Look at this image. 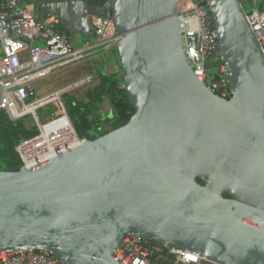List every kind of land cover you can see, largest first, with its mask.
Segmentation results:
<instances>
[{
	"label": "water",
	"instance_id": "obj_1",
	"mask_svg": "<svg viewBox=\"0 0 264 264\" xmlns=\"http://www.w3.org/2000/svg\"><path fill=\"white\" fill-rule=\"evenodd\" d=\"M22 1L69 37L94 38L92 17L105 14L101 0ZM178 1L111 0L133 114L40 165L0 170V252L119 264V243L135 235L264 264V55L241 0H210L230 97L214 94L184 56Z\"/></svg>",
	"mask_w": 264,
	"mask_h": 264
},
{
	"label": "built area",
	"instance_id": "obj_2",
	"mask_svg": "<svg viewBox=\"0 0 264 264\" xmlns=\"http://www.w3.org/2000/svg\"><path fill=\"white\" fill-rule=\"evenodd\" d=\"M103 17H92L94 38L75 47L71 37L58 26L55 18L38 16L22 0H0V112L10 122L30 117L38 133L20 139L14 147L21 166L32 168L79 144L72 123L66 113L59 90L49 96L34 99L35 86L57 70L91 58L102 56L116 48L121 39L114 26L111 0H101ZM245 13L255 39L264 55V10L256 0ZM210 0H179L176 5L182 47L193 74L214 94L229 98L226 69L221 60L214 30ZM215 74H210V69ZM81 80L77 85L86 81ZM56 96V99H50ZM60 110L63 124L46 129L39 124L37 110L51 102ZM72 135L78 144H73ZM71 138V139H70ZM119 264H219L195 253L172 245L150 241L135 235L126 236L114 253ZM0 264H58L54 256L42 250L0 252Z\"/></svg>",
	"mask_w": 264,
	"mask_h": 264
},
{
	"label": "trees",
	"instance_id": "obj_3",
	"mask_svg": "<svg viewBox=\"0 0 264 264\" xmlns=\"http://www.w3.org/2000/svg\"><path fill=\"white\" fill-rule=\"evenodd\" d=\"M256 2L258 9L264 10V0ZM103 78L101 83L85 93L83 99L76 98L70 92L62 96L66 112L79 139L93 140L104 134L100 131L102 121L109 120L111 129L119 128L125 125L133 114L125 91L121 88L122 78L112 75ZM84 99L88 102H84ZM105 103H108L110 109L109 118L104 115L101 108ZM59 123L63 124L65 121L61 120ZM37 133L36 125L30 117L10 122L6 114L0 112V170L17 171L21 167V161L14 147L20 138L28 139ZM196 181L202 184L200 180Z\"/></svg>",
	"mask_w": 264,
	"mask_h": 264
},
{
	"label": "rangeland",
	"instance_id": "obj_4",
	"mask_svg": "<svg viewBox=\"0 0 264 264\" xmlns=\"http://www.w3.org/2000/svg\"><path fill=\"white\" fill-rule=\"evenodd\" d=\"M241 2H242V8L246 13H248L253 8L251 4L252 0H241ZM73 43L75 47L79 46V44L76 41H74ZM107 53H110L111 55L107 56L106 55ZM112 56L114 57L112 58ZM0 57H1V47H0ZM116 66L117 67L119 66L118 76H121V70H120L116 48H111L108 51L104 52L102 56L91 58L89 60H86L85 62L76 63L73 65H69L68 67L62 68L60 70H57L54 74H52L45 80H42L35 86L33 98L39 99L44 96H49L50 94L62 90L67 86H70L81 80L88 79L82 82L81 84L62 92L63 94H65L66 92H70V94L74 95L76 98L83 99L85 93L89 89L96 87L99 83H101L104 80L103 77L111 76L114 73V70H116L115 69L117 68ZM210 74L212 75L215 74V70L213 68L210 69ZM63 94H60V97L62 102L65 104L62 97ZM84 102H88V101L85 100ZM101 108L102 110L104 108H108V103L102 104ZM92 109L95 110L93 107ZM59 114H60V110L58 106L54 104L53 101L48 105L40 107L37 110V117L39 120V124L49 130L60 124L59 122H61L62 116ZM110 129L111 128H110L109 120L102 121L100 131L105 133ZM20 139H25V138H20Z\"/></svg>",
	"mask_w": 264,
	"mask_h": 264
},
{
	"label": "crops",
	"instance_id": "obj_5",
	"mask_svg": "<svg viewBox=\"0 0 264 264\" xmlns=\"http://www.w3.org/2000/svg\"><path fill=\"white\" fill-rule=\"evenodd\" d=\"M34 10V9H33ZM34 12L38 15V16H40V14L36 11V10H34ZM51 18H55L56 19V17H54V16H51ZM71 39H72V41L74 42V41H76L79 45H81V44H83V43H85V42H87V41H89L90 39H88V38H85L84 36H82V35H79V34H77V35H74V36H71ZM107 56H110L111 54L110 53H107L106 54ZM105 55V56H106ZM114 56H112V58H113ZM104 59V58H103ZM113 63V62H112ZM117 67V66H116ZM119 67V66H118ZM115 68L116 70H114V73L112 74V76H116V77H118V78H121V76H118L119 74H118V70H119V68ZM103 112H104V115H107L106 117L107 118H109V117H111V113H110V109H109V106H108V108H104L103 110H102Z\"/></svg>",
	"mask_w": 264,
	"mask_h": 264
},
{
	"label": "bare ground",
	"instance_id": "obj_6",
	"mask_svg": "<svg viewBox=\"0 0 264 264\" xmlns=\"http://www.w3.org/2000/svg\"><path fill=\"white\" fill-rule=\"evenodd\" d=\"M50 99L54 100V99H56V96H51ZM71 136H72V135H70V137H71ZM70 139H71V138H70ZM72 141H73V144H78V143H79V142L77 143V141L75 140V138H74L73 136H72ZM78 145H79V144H78ZM78 145H77V146H78ZM210 261H211V260H210ZM212 262H214V261H212ZM215 263H218V262H215ZM219 264H220V263H219Z\"/></svg>",
	"mask_w": 264,
	"mask_h": 264
}]
</instances>
